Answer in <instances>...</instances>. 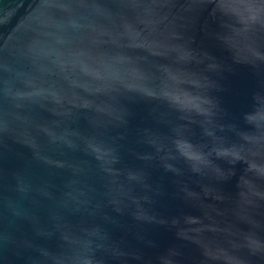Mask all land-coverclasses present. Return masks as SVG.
Wrapping results in <instances>:
<instances>
[{"label":"water","instance_id":"obj_1","mask_svg":"<svg viewBox=\"0 0 264 264\" xmlns=\"http://www.w3.org/2000/svg\"><path fill=\"white\" fill-rule=\"evenodd\" d=\"M0 264H264V0H0Z\"/></svg>","mask_w":264,"mask_h":264}]
</instances>
